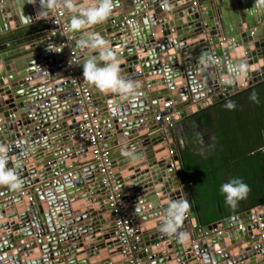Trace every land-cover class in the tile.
I'll return each instance as SVG.
<instances>
[{
    "label": "water",
    "instance_id": "obj_1",
    "mask_svg": "<svg viewBox=\"0 0 264 264\" xmlns=\"http://www.w3.org/2000/svg\"><path fill=\"white\" fill-rule=\"evenodd\" d=\"M192 1L115 0L106 22L77 32L69 30L66 11L70 38L62 46L54 8L36 9L41 22L31 26L29 0H0V144L9 148L8 168L39 171L26 178L16 173L18 190L0 186V264H131L99 165L83 141L75 79L92 91L128 217L139 228L135 255L143 264H264V203L202 225L201 206H194L179 164V143L186 141L175 135V129L193 127L191 118L213 102L264 80V13L249 14L251 0H205L201 7ZM89 2L77 0L76 6ZM43 28L48 31L26 35ZM89 33L115 51L120 75L137 86V95L101 92L83 78L89 52L78 45ZM69 49L78 56L74 75L57 65ZM240 61L246 74L225 84L233 78L230 65ZM201 122L206 118L200 131ZM51 146L59 148L54 157L47 152ZM180 199L191 209L176 235L164 234L168 203ZM251 213L259 217L254 223L226 227Z\"/></svg>",
    "mask_w": 264,
    "mask_h": 264
},
{
    "label": "trees",
    "instance_id": "obj_2",
    "mask_svg": "<svg viewBox=\"0 0 264 264\" xmlns=\"http://www.w3.org/2000/svg\"><path fill=\"white\" fill-rule=\"evenodd\" d=\"M253 92L257 93L259 102L251 99ZM228 101H233L236 107H225ZM196 116L206 118L204 126L212 132V140L203 155L197 150L190 151L189 147L182 150L181 165L186 178L202 185L209 181L204 184L205 189H213L234 178L247 183L251 191L246 199L238 201L235 209L229 205L228 217L263 204L264 80L213 102ZM201 223L208 224L210 220L201 219Z\"/></svg>",
    "mask_w": 264,
    "mask_h": 264
},
{
    "label": "clouds",
    "instance_id": "obj_3",
    "mask_svg": "<svg viewBox=\"0 0 264 264\" xmlns=\"http://www.w3.org/2000/svg\"><path fill=\"white\" fill-rule=\"evenodd\" d=\"M29 2L36 3V0H29ZM39 5L40 8L47 9L63 6L67 12L71 13L69 30L73 32L106 22L116 6L115 0H90L89 3L80 7L76 6L77 0H39ZM246 11L249 14L264 13V0H255L253 7ZM78 46L87 49L89 52V55L82 64V75L90 85L95 86L101 92L115 93L124 98L138 94L136 92L137 86L132 81L121 77L117 55L108 46L106 40L98 34L89 33L85 39L80 40ZM48 49L55 52L62 50V48L52 49L50 47ZM92 52L98 54L91 55ZM208 59L211 60L212 58L209 57ZM230 71L233 78L224 81L228 85L235 82V77L246 74L247 64L244 61L232 64L230 65ZM251 99L259 102L257 93L255 92L252 93ZM225 107L234 109L236 105L233 101H228ZM110 110L113 114H116V107H111ZM8 153L9 148L0 144V186H7L10 189L18 190L22 185V181L18 178L14 168L7 167L9 161ZM124 154L132 155L130 152ZM201 155H203V150L201 151ZM250 191L249 185L240 178H234L221 186V192L226 194V202L233 209L237 207L238 201L247 198ZM190 209L191 205L186 199L170 201L166 215L161 223L160 231L167 235H176Z\"/></svg>",
    "mask_w": 264,
    "mask_h": 264
},
{
    "label": "built area",
    "instance_id": "obj_4",
    "mask_svg": "<svg viewBox=\"0 0 264 264\" xmlns=\"http://www.w3.org/2000/svg\"><path fill=\"white\" fill-rule=\"evenodd\" d=\"M192 4L198 5L199 0H193ZM165 8V5H162ZM55 23L59 24L62 30L63 41L62 46L69 42V33L64 18L66 10L60 6L54 7ZM133 18H126V22H131ZM78 62V56L73 49H69V54L57 65L60 70L68 71L70 74H75V65ZM49 68H55L51 66ZM74 91L72 96L77 107L81 109V123L80 129L82 131L85 141L88 143V148L94 156L95 162L99 165L102 174V180L107 188L108 202L110 205V212L113 216V222L116 229V235L122 245V252L130 260L131 264H143L142 261L135 255L138 250L139 228L138 225L128 217V207L126 206L123 193L120 190L119 184L115 178V168L113 167V160L111 159L110 149L105 146L104 140L106 138L105 129L101 124V116L99 111L93 104L92 91L87 83L80 79L74 80ZM167 107L172 105V101H166ZM175 115V114H174ZM162 119L161 114H156L155 120ZM165 121L169 122V117L165 116ZM249 219L255 222L259 219L256 213H251ZM237 222L232 221L226 227L233 228ZM246 224L239 222L238 227L242 229ZM215 232H221V229H213ZM264 236V234H263Z\"/></svg>",
    "mask_w": 264,
    "mask_h": 264
},
{
    "label": "crops",
    "instance_id": "obj_5",
    "mask_svg": "<svg viewBox=\"0 0 264 264\" xmlns=\"http://www.w3.org/2000/svg\"><path fill=\"white\" fill-rule=\"evenodd\" d=\"M22 2H25V0H20ZM182 1V0H181ZM205 0H199V4L198 5H194L192 3H190V5H194V6H198L201 7V4L204 2ZM166 3V2H165ZM252 6L255 3V0H251ZM14 4V2H13ZM10 5L12 6V2L10 3ZM30 6H32V16H31V12H27L26 16L28 21H30L32 25L36 24L37 22H41V16H39L36 12V9L39 10L40 5H39V0H36V3H30ZM165 8H167L168 4H165ZM62 8H64L63 6H60ZM135 7V6H134ZM156 9H161L159 7H157ZM68 16V13L67 15ZM16 23V22H15ZM17 24H13L12 27L16 28ZM30 26V25H29ZM140 29H143L142 27H140ZM38 31H48L46 28H43L41 30H37V31H32L29 33H26L27 36L31 35L32 33H36ZM52 37V35H51ZM43 41V40H42ZM69 54V51H67V53L64 55L65 57H67ZM61 56V55H60ZM206 122L202 123L201 122V128L202 130L200 131L198 127H196V125L189 126V127H185L183 126V129H181V127L179 129H175V135L176 137L179 139V135L180 133L183 135L184 141H186L185 144H183V142L180 141L179 145L181 148V152H180V165H181V161H182V150H184L185 148L191 151L194 150V152L199 151L201 152L203 150V152H205V150L207 148H209L211 140H212V132L204 126ZM181 129V131L179 132V130ZM19 139V138H18ZM83 141L85 142V139L83 138ZM86 143V142H85ZM183 144V145H182ZM64 145V144H62ZM59 148H54V146H51L50 149H48L47 152H50V154L53 155V157L56 155L57 150ZM46 151H43V153ZM160 152V151H159ZM92 155V154H90ZM60 158H58L59 160ZM69 160V159H68ZM63 162V159H62ZM182 166V165H181ZM19 172H16L18 174L19 177H22L25 173V178L30 176L29 172L31 170H37L38 171V167H31L30 169L26 170L25 172L22 170V166L19 167L18 169ZM119 170L115 169V172L117 173ZM39 173V171H38ZM68 177L67 174H62V176ZM189 187L190 188V193H191V197L192 200L194 202V206L199 209L201 206V211H202V219H204L206 222H208V220H210V223L213 222H217L219 220H222L223 218H227L229 215V204L226 202V194L221 192V184H218V186H216L213 189H209L207 187V189L204 188V184H208L209 181H205V183H203V185L201 184V182H195V181H191L189 179ZM203 187V188H202ZM215 195L217 196V200L215 199ZM218 202H220V207L221 210L223 212V214L225 216H221L220 215V210L218 207ZM223 204V208H222V204ZM77 208H80V206H77ZM224 210V211H223ZM243 213V212H242ZM242 213H235L233 216H236L238 214H242ZM245 213V212H244ZM243 223H245L246 225H250L254 222L251 223V220L249 219V216L246 219L241 220ZM240 222V221H239ZM239 222H237L236 226H238ZM208 223V224H210ZM206 225V224H203ZM225 228H222V231H224ZM215 232V231H214Z\"/></svg>",
    "mask_w": 264,
    "mask_h": 264
},
{
    "label": "flooded vegetation",
    "instance_id": "obj_6",
    "mask_svg": "<svg viewBox=\"0 0 264 264\" xmlns=\"http://www.w3.org/2000/svg\"><path fill=\"white\" fill-rule=\"evenodd\" d=\"M191 119H192L191 123H194V125H196V127H198V125L200 124V121H202V119L198 118L197 116H194Z\"/></svg>",
    "mask_w": 264,
    "mask_h": 264
}]
</instances>
